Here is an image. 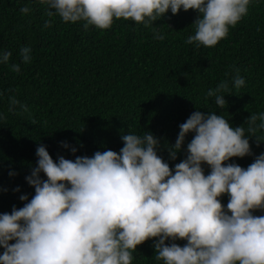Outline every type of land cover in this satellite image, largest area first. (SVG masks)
<instances>
[{
    "label": "clouds",
    "instance_id": "obj_1",
    "mask_svg": "<svg viewBox=\"0 0 264 264\" xmlns=\"http://www.w3.org/2000/svg\"><path fill=\"white\" fill-rule=\"evenodd\" d=\"M251 0H39L52 26L59 16L65 23L84 22L83 27L110 29L114 18L131 20L146 28L171 11L194 9L195 34L185 43L214 47L227 37L229 26L247 15ZM30 7L20 8L27 15ZM155 31V29H153ZM154 39L165 37L157 33ZM24 64L32 60V49L21 47ZM11 51L0 52V63L7 64ZM11 71L19 73L20 64ZM232 84L245 85L239 69ZM12 91V89H9ZM229 83L221 81L207 96L224 109L223 93ZM27 105L9 97V111ZM6 119L0 114V120ZM259 121V123H257ZM32 123L35 125L36 121ZM244 126L233 128L223 115L214 111L193 112L179 125L174 145L169 146L175 160L186 136V158L174 169L158 155L159 138L150 132L123 135L119 153L111 149L96 151L91 157L63 155L54 161L45 145L36 149L38 160L31 175L25 177L35 195H20L24 206H13L0 213V264H132L133 253L145 241L158 238L154 259L163 264H264V153L255 156L247 168L227 163L233 157L253 155L249 137L257 146L264 136V112L253 113ZM247 133V134H246ZM62 147L69 144L61 142ZM73 154L77 152L71 148ZM211 171L205 175L203 165ZM43 173L47 179L41 178ZM17 173L12 172L10 176ZM14 191L19 192L17 187ZM228 194L226 209L221 197ZM171 239L173 243H166ZM186 240L181 247L176 240ZM15 241L14 243H10Z\"/></svg>",
    "mask_w": 264,
    "mask_h": 264
},
{
    "label": "trees",
    "instance_id": "obj_2",
    "mask_svg": "<svg viewBox=\"0 0 264 264\" xmlns=\"http://www.w3.org/2000/svg\"><path fill=\"white\" fill-rule=\"evenodd\" d=\"M24 6L31 9L27 15L20 12ZM45 7L39 0H0V52H12L7 64L0 63V114L6 117L0 120V213L23 207L20 195L29 200L35 195L25 177L36 165L40 145L58 162L61 155L74 160L96 151L119 153L123 135L150 132L160 140L158 155L174 169L186 158L194 133L186 136L175 160L169 146L175 144L179 125L193 112L214 111L233 128L245 129L247 118L264 112V0H251L247 15L229 26L227 37L216 46L199 48L185 43L195 34L193 24L200 16L194 9H181L176 15L169 10L147 28L114 18L110 29L86 30L84 22L65 23L59 16L45 28L49 19ZM157 33L165 39H154ZM24 46L32 49L28 64L19 56ZM12 64H20L21 71H11ZM235 69L245 79L239 90L232 84ZM221 81L231 89L223 93L228 102L224 109L207 96ZM13 95L28 112L18 106L9 111ZM257 135L264 136V130ZM64 141L69 148L62 147ZM249 142L253 155L233 157L225 165L247 168L264 153V142L257 146L255 137ZM203 167L209 174L210 167L206 163ZM12 172L17 175L10 176ZM41 178L47 179L43 173ZM17 187L19 192L14 191ZM220 199L226 209L228 194ZM253 214L264 215V210ZM157 239L138 245L132 264H163L154 259ZM175 243L183 247L187 241ZM3 251L0 246V254Z\"/></svg>",
    "mask_w": 264,
    "mask_h": 264
}]
</instances>
